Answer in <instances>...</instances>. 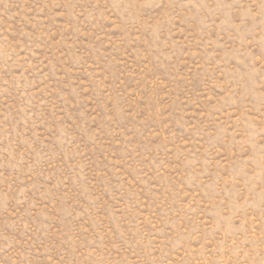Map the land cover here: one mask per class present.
<instances>
[{
    "label": "rangeland",
    "instance_id": "rangeland-1",
    "mask_svg": "<svg viewBox=\"0 0 264 264\" xmlns=\"http://www.w3.org/2000/svg\"><path fill=\"white\" fill-rule=\"evenodd\" d=\"M0 264H264V0H0Z\"/></svg>",
    "mask_w": 264,
    "mask_h": 264
}]
</instances>
